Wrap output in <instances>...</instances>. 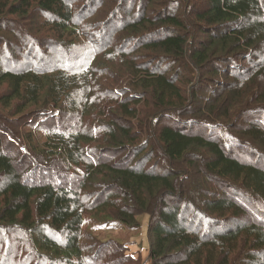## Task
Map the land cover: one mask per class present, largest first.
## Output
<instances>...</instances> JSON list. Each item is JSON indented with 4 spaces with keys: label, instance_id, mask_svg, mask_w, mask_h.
<instances>
[{
    "label": "trees",
    "instance_id": "1",
    "mask_svg": "<svg viewBox=\"0 0 264 264\" xmlns=\"http://www.w3.org/2000/svg\"><path fill=\"white\" fill-rule=\"evenodd\" d=\"M0 176V264H264V0H0Z\"/></svg>",
    "mask_w": 264,
    "mask_h": 264
},
{
    "label": "rangeland",
    "instance_id": "2",
    "mask_svg": "<svg viewBox=\"0 0 264 264\" xmlns=\"http://www.w3.org/2000/svg\"><path fill=\"white\" fill-rule=\"evenodd\" d=\"M41 136V135H40ZM44 137L41 136V140ZM141 226L139 229H129L124 225L103 226L101 223L86 218L85 228L87 233L91 232L99 241L117 240L123 243H133L134 251L140 252L144 259V264H151L149 255V242L147 238L148 216L140 217Z\"/></svg>",
    "mask_w": 264,
    "mask_h": 264
},
{
    "label": "bare ground",
    "instance_id": "3",
    "mask_svg": "<svg viewBox=\"0 0 264 264\" xmlns=\"http://www.w3.org/2000/svg\"><path fill=\"white\" fill-rule=\"evenodd\" d=\"M84 32V31H83ZM74 77V76H73ZM84 85V84H83ZM87 90V89H86ZM92 91V90H91ZM87 92V91H86ZM78 97V96H77ZM92 98V97H91ZM81 99V98H80ZM84 101V100H83ZM84 103V102H83ZM36 104V103H35ZM79 105V104H78ZM74 106V105H73ZM78 107V106H77ZM60 118V117H59ZM65 119V118H64ZM75 134V133H74ZM73 138V137H72ZM1 177V176H0ZM5 177V176H4Z\"/></svg>",
    "mask_w": 264,
    "mask_h": 264
}]
</instances>
